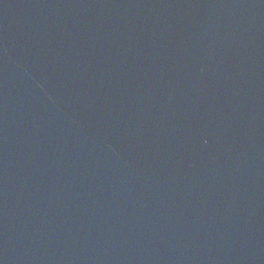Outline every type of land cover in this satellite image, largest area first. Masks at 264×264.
<instances>
[{
    "label": "water",
    "instance_id": "1",
    "mask_svg": "<svg viewBox=\"0 0 264 264\" xmlns=\"http://www.w3.org/2000/svg\"><path fill=\"white\" fill-rule=\"evenodd\" d=\"M0 264H264V0H0Z\"/></svg>",
    "mask_w": 264,
    "mask_h": 264
}]
</instances>
